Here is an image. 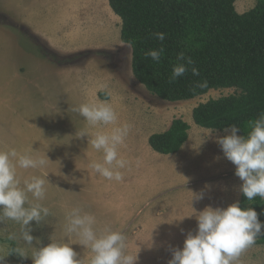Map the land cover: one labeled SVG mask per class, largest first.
<instances>
[{
    "label": "rangeland",
    "instance_id": "obj_1",
    "mask_svg": "<svg viewBox=\"0 0 264 264\" xmlns=\"http://www.w3.org/2000/svg\"><path fill=\"white\" fill-rule=\"evenodd\" d=\"M104 2L98 0L92 8L90 0H0V149L45 159L35 169L17 166V178L23 187L34 176H46L45 198L36 200L28 193V203L50 209L42 222L28 226L33 246L7 239L11 233L19 236V224L0 223L5 254L9 242L28 255L49 242H67L66 215L80 207L96 217L98 230L121 232L125 253H137V264H168L172 250L183 247L189 232L195 234L198 212L240 201L242 181L215 142L228 132L214 130L207 138L210 129L192 120V110L199 104L239 91L215 89L178 102L150 94L133 77L131 49L120 41V19L103 10L96 15ZM255 3L236 0L234 8L240 14ZM100 101L116 111V126L131 125L118 146L119 156L128 162L120 169V182L107 180L90 167L103 157L91 139L114 125L91 126L73 111ZM174 119L189 125L187 141L175 154L153 152L148 138L164 132ZM81 131L87 136L79 137ZM192 193H203V198L191 201ZM68 239L77 243L71 245L77 258L90 264L91 249L79 245L75 237ZM22 260L32 264L30 257ZM5 264L17 263L8 255ZM236 264H264V246L254 243Z\"/></svg>",
    "mask_w": 264,
    "mask_h": 264
},
{
    "label": "clouds",
    "instance_id": "obj_2",
    "mask_svg": "<svg viewBox=\"0 0 264 264\" xmlns=\"http://www.w3.org/2000/svg\"><path fill=\"white\" fill-rule=\"evenodd\" d=\"M152 35L159 41H164L166 36L163 32H155ZM126 46L132 48L133 42L129 41ZM163 52L161 46L159 49L149 50L145 55L159 63ZM192 65L191 57L183 52L178 53L169 83L175 82L189 70L192 75L198 76V69L190 67ZM195 87H206V81L196 83ZM73 111L91 126L114 125L109 132H97L91 139L92 147L102 152L103 157L102 162L94 161L90 167L95 174L107 180L122 181L123 174L120 169L126 168L128 162L119 156L118 146L122 145L129 135L131 125L124 123L116 126L118 115L113 107L104 101L81 104L73 108ZM251 129L245 138L237 135L240 129L232 125L226 129L227 135L215 138L224 157L235 165V175L242 181L240 191L248 201L257 196L264 198V113L252 122ZM213 131L214 129L209 130L207 138ZM86 136L87 133L81 131L79 137ZM45 162V159L33 158L28 153L20 154L15 149H0V223L11 220L21 226L19 236L11 233L7 237L9 241L20 240L24 245L33 246L34 237L30 235L31 228L28 227L30 222L39 224L50 215L48 207L40 203H28V193L36 200L45 198V185L49 183L45 179L46 176H34L30 181H25L23 187L17 178V166L35 169L42 167ZM192 194L191 201L203 198V193ZM198 213L195 234L189 232L183 241V247L172 250L168 264H236L241 254L264 234V222L258 219V213L252 207L241 208L238 201L225 208L207 206ZM259 215H264V211ZM66 221L67 242L53 241L46 246L35 247L31 255L21 247L10 248L5 254V248L0 246V264H5V258L12 253L21 258L30 257L32 264H83L82 259L77 258L78 253L71 247L77 243L71 242L68 237L77 238L79 245L91 249L93 256L90 264H137V253H125L126 237L108 227L98 230L94 215L83 212L80 207H73L67 213Z\"/></svg>",
    "mask_w": 264,
    "mask_h": 264
},
{
    "label": "trees",
    "instance_id": "obj_3",
    "mask_svg": "<svg viewBox=\"0 0 264 264\" xmlns=\"http://www.w3.org/2000/svg\"><path fill=\"white\" fill-rule=\"evenodd\" d=\"M236 0H108L120 19V41L131 49L133 77L152 95L167 102L186 101L215 89H236L238 95L210 100L192 110L195 125L223 131L235 125L237 135L247 138L251 124L264 113V0L237 13ZM155 32L166 34L164 41ZM163 46L159 63L145 54ZM191 57L199 71L189 70L169 83L177 54ZM206 81V87L195 84ZM104 99L106 95L101 94ZM189 125L174 119L162 133L151 135L149 148L160 155L177 153L188 138ZM240 206L252 207L264 222V198L248 201L241 195ZM255 244L264 246V234ZM15 248L9 242V248ZM17 264H27L10 254Z\"/></svg>",
    "mask_w": 264,
    "mask_h": 264
},
{
    "label": "crops",
    "instance_id": "obj_4",
    "mask_svg": "<svg viewBox=\"0 0 264 264\" xmlns=\"http://www.w3.org/2000/svg\"><path fill=\"white\" fill-rule=\"evenodd\" d=\"M91 1V4H90V7H92V8H94L95 7V3H98V0H97V2H94V0H90ZM94 3V4H93ZM100 7H101V9H98V8H96V10H95V13H96V15H98V14H101L103 11V13H104V15H106V14H108V13H112V11H111V9L109 8V6H108V0H105V2L103 3V4H101L100 5ZM102 7H103V9H102ZM240 9H242V7H240ZM103 10V11H102ZM93 11V10H92ZM108 11V12H107ZM94 12V11H93ZM102 13V14H103ZM241 14V13H240Z\"/></svg>",
    "mask_w": 264,
    "mask_h": 264
}]
</instances>
